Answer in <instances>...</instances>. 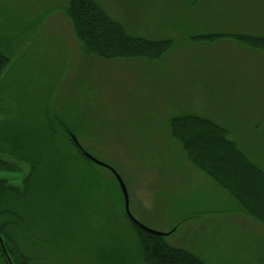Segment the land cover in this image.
Segmentation results:
<instances>
[{
    "label": "rangeland",
    "instance_id": "obj_1",
    "mask_svg": "<svg viewBox=\"0 0 264 264\" xmlns=\"http://www.w3.org/2000/svg\"><path fill=\"white\" fill-rule=\"evenodd\" d=\"M95 1L129 34L171 39V48L159 60L87 56L65 16L69 0H0L1 49L9 58L0 80L7 110L0 121L12 122L19 110L41 132L47 109L59 118L56 127H70L86 152L119 174L132 216L168 233L169 245L208 264H264L263 236L237 220L213 222L234 217L235 202L170 134L174 117H208L264 171V53L229 40L191 39L264 36V0ZM0 159L11 158L0 153ZM71 164L67 173L75 177L55 191L59 204L26 200L56 217L41 214L39 223L26 227L41 239L35 246L18 237L21 250L32 264H144L115 177L95 166L91 174L98 177L83 183L84 168ZM113 250L123 251L118 259Z\"/></svg>",
    "mask_w": 264,
    "mask_h": 264
},
{
    "label": "trees",
    "instance_id": "obj_2",
    "mask_svg": "<svg viewBox=\"0 0 264 264\" xmlns=\"http://www.w3.org/2000/svg\"><path fill=\"white\" fill-rule=\"evenodd\" d=\"M65 16L87 56L104 60H159L172 46L171 39L149 40L129 34L95 0H69ZM191 39L207 43L229 40L264 53V36L259 35L207 33ZM8 64L9 58L3 53L0 42V80ZM6 112L0 99V113ZM16 113L12 122L0 121V153L11 158L10 161L0 159V172L17 173L25 164L28 169L18 185L0 178V235L4 243V249L0 243V264H32L17 238L21 236L25 243L37 246L41 238L34 231L28 233L26 227L39 223L41 214L55 222V215L44 214L43 209L42 212L35 210L34 203L27 206L26 200L39 198L41 200L37 201L43 207L59 204L55 191L60 189L63 179H74V174L67 173L68 169H73L72 161L74 166L84 168L85 175L80 178L83 183L98 177L91 174L98 165L85 157L84 148L79 149L72 141L70 127L55 126V119H59L56 114L45 109L44 129L38 132L19 110ZM170 126V134L179 142L188 160L235 200L244 214L264 227V171L231 139L229 130L212 119L194 114L174 117ZM129 223L144 264H207L192 252L169 245L165 236L149 233L130 220ZM117 251L111 254L116 259L123 252Z\"/></svg>",
    "mask_w": 264,
    "mask_h": 264
},
{
    "label": "water",
    "instance_id": "obj_3",
    "mask_svg": "<svg viewBox=\"0 0 264 264\" xmlns=\"http://www.w3.org/2000/svg\"><path fill=\"white\" fill-rule=\"evenodd\" d=\"M71 139L72 141L81 149L80 145H79V142L77 140V138H75L74 135L71 134ZM83 154L85 155V157H87L90 161H92L93 163L97 164L98 166H101V167H104L106 169H108L109 171L112 172V174L114 175V177L116 178L117 180V183L120 187V190L122 192V195H123V199H124V208H125V212H126V215L127 217L129 218V220L133 223H135L136 225H138L141 229H144L145 231L149 232V233H152V234H155V235H158V236H166L168 233H163V232H158V231H154V230H151L149 228H147L146 226H144L143 224H141L139 221H137L133 216L132 214L130 213L129 211V196H128V192H127V188L123 182V180L121 179V177L119 176V174L112 168L110 167L109 165H107L106 163L100 161L99 159L95 158L94 156H92L91 154H89L88 152L86 151H83ZM28 169V168H27ZM27 172V170L23 173V174H12L14 177L15 176H18L19 177V180L18 181H13V179H9L7 177H2L0 176V178L4 179H8V181L14 185H18L21 180H22V177L23 175ZM0 243H1V246L2 248L4 249V243H3V240H2V237L0 235Z\"/></svg>",
    "mask_w": 264,
    "mask_h": 264
},
{
    "label": "crops",
    "instance_id": "obj_4",
    "mask_svg": "<svg viewBox=\"0 0 264 264\" xmlns=\"http://www.w3.org/2000/svg\"><path fill=\"white\" fill-rule=\"evenodd\" d=\"M199 116V115H197ZM202 117V116H200ZM208 118V117H207ZM210 119V118H209ZM237 144V143H236ZM254 163V162H253ZM255 164V163H254ZM231 198V197H230ZM232 199V198H231ZM235 202V206H233V208H231L230 210H233L232 214H234V217H230L229 219H226L225 217H229V215L226 216H217L216 218H214L213 222H215L216 224H220L224 221H232L234 222L235 220H237L240 224H244V226L246 228H249L251 230V232L253 233L254 236H256L257 234H259V236H263L264 237V227L257 222L255 219L249 217L248 215L244 214L241 210L239 205L237 204V202L234 200ZM259 223L261 226H259L258 224H256V222ZM244 227V229H245ZM242 244V243H241ZM175 247V246H174ZM181 248V247H180ZM185 249V248H184ZM187 250V249H186ZM189 251V250H188ZM191 252V251H190ZM196 255V254H195ZM205 262V261H204ZM206 263V262H205ZM208 264V263H207Z\"/></svg>",
    "mask_w": 264,
    "mask_h": 264
},
{
    "label": "flooded vegetation",
    "instance_id": "obj_5",
    "mask_svg": "<svg viewBox=\"0 0 264 264\" xmlns=\"http://www.w3.org/2000/svg\"><path fill=\"white\" fill-rule=\"evenodd\" d=\"M70 138H71V136H70Z\"/></svg>",
    "mask_w": 264,
    "mask_h": 264
}]
</instances>
